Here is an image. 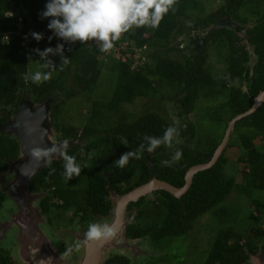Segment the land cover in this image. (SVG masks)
<instances>
[{
  "label": "trees",
  "instance_id": "16d2710c",
  "mask_svg": "<svg viewBox=\"0 0 264 264\" xmlns=\"http://www.w3.org/2000/svg\"><path fill=\"white\" fill-rule=\"evenodd\" d=\"M49 2L0 0V38L2 34H7L6 44L0 45V126H4L9 119V111L4 108L12 106L14 112L22 99V95L17 94L19 89H25L34 102L43 103L50 101L55 91L62 92L64 98L89 94L100 76L103 64L112 74V89L108 97L90 102L83 128L78 134H69L72 141L84 139V142L70 145L64 151L75 157V162L81 166L80 175L72 177L79 179L81 187L74 190L64 187L65 161L62 156L41 166L28 182V189L32 191L40 188L45 190L56 184L53 193L60 201L59 206H74L78 211H89L88 215L106 216L111 209L109 192L119 196L151 178L175 188L181 187L186 170L193 165L204 164L211 158L227 122L248 110L253 99L264 89L262 0H225L226 6L204 17L201 15V6L195 0H177L157 28H131L122 34L107 54L99 51V41H68L59 37L54 29L48 28L53 17H44L43 13ZM239 7L252 9V13L257 15L255 22L246 30V43L252 48L254 56L251 72L246 66V51L235 36L238 26L233 31L224 28L209 30L203 40V47L195 55L186 56L177 45H169L173 36L189 32L180 22V18L185 15L193 11L197 13L191 29L203 30L223 17H230L241 27L246 24V18L237 13L236 8ZM9 12L13 14L11 17L8 16ZM34 32L41 34L42 39H34ZM209 44H215L218 54L224 53L226 70L222 78L216 79L205 66L204 49ZM58 45H62L60 51H57ZM47 48L56 51V75L39 85L33 84L26 71V55L40 59V54ZM172 52H176L178 58L169 56ZM134 55H137L136 59ZM64 59L70 60V63L61 70ZM160 86H167L179 94L177 102L184 115L195 111L193 105L199 98H207V103L209 98L213 100L215 105L212 107L216 111L204 108L200 124L203 118L218 123L219 131L215 136L205 137L199 123L192 124L185 120L173 125V122L155 112H146L131 121L121 114L124 104L147 97ZM50 107L55 114L56 106L50 104ZM109 120H114V123H108ZM100 125L106 129L102 128L99 133ZM170 126L176 127L179 132L173 142L180 140L182 143L176 142L172 149L161 143L149 153V141L144 137L162 139ZM256 134H264V100L254 112L234 123L217 160L209 168L196 172L183 194L174 197L159 190L151 193L153 199L144 204H141L143 198L130 203L127 210L134 207L136 214L125 225L123 235L128 239L146 238L156 246H162L169 240L182 239L196 216L211 210L214 212V208L231 191L242 194L250 190L264 192V153L257 150L252 142ZM141 145L144 147L141 148ZM229 147L240 150L237 161L242 163L239 173L242 182L237 181L233 173H223L227 163L224 152ZM137 150L140 159L130 157L123 169L116 166L122 155ZM177 150L181 151L182 158L171 163ZM16 151L15 140L0 131V169L5 168V160L15 158ZM164 161L171 164L165 165ZM85 164L88 166L85 167ZM46 201L47 197L39 199L38 205L43 212L56 207H47ZM252 205L257 208L261 204L254 199ZM261 215L264 216V208L259 218ZM257 219L253 217L252 223ZM261 235L258 228L251 234L254 237ZM251 236L238 234L231 229L219 230L212 240L204 264H243L245 249L253 252L249 243ZM121 263H125L123 257H113L107 258L102 264Z\"/></svg>",
  "mask_w": 264,
  "mask_h": 264
},
{
  "label": "rangeland",
  "instance_id": "374dc122",
  "mask_svg": "<svg viewBox=\"0 0 264 264\" xmlns=\"http://www.w3.org/2000/svg\"><path fill=\"white\" fill-rule=\"evenodd\" d=\"M195 1L201 6V15L203 17L214 14L220 7L226 6L223 0ZM262 7H264V0H262L260 3V8ZM260 8L258 11H260ZM236 11L237 13L239 12V14L244 15L246 18V24L243 26V30L238 31L235 36L238 39V44L243 46L246 51L248 56L246 66L250 71V67L254 62V56L252 55V48L245 41L244 29L249 28L255 22L257 15L252 13V9H242L239 7L236 8ZM187 15L180 18V22L182 21L185 29L189 30V32H185L179 36H173L169 43L170 46L177 45V48L181 49L183 54L186 56L195 55L203 47V40L205 36H207L210 28H212V26L217 22L222 21L221 25L223 27L220 28L230 31L234 30L235 26L240 25L228 17L217 19L214 23L210 24L203 30L200 28L191 29L195 17H197V13L195 14V11H193ZM6 42L7 39L0 40V45L4 46ZM214 46L215 44H209L204 49L206 56L205 66L207 67L208 71L214 77H216V79H219L221 76L223 77L225 75L226 70L225 63L223 61L224 53L222 52L218 54ZM26 56V71L30 77L36 72H40L42 74L51 73L52 78L55 77V50L48 53L46 56L41 57L40 59H35L32 55ZM169 56L172 58H178V54L176 52L169 53ZM49 62V67H43V65ZM106 67L107 65L103 64L100 76L89 94H76L74 97L68 98H64L62 92L55 91L54 94H52V100H48L46 106L48 110L45 111L44 120L41 122V130H43L42 136L44 137V142L48 145L47 148L51 150V154L40 160V165L48 162L51 159H59L65 149L73 144L71 143L72 141L70 140L69 134H78L83 128L85 118L87 117L88 110L90 108V102L102 101L108 97L109 92L112 89V74L107 70ZM67 87L68 85H66V88ZM17 94L22 95V99H20L18 105L16 106V110L13 112L12 106L4 108V110L9 111V119L7 120L8 124L14 122L18 112H24L25 110V112H33L34 110L40 109L41 106V104L33 101L31 95H28L25 89H19ZM178 98L179 94L174 92L171 88L167 86L156 87L154 92H151L147 97L136 98L132 103L124 104L122 106L121 114L126 115V118L131 121L146 112H155L165 117L170 122H173L174 120H186L192 124H200L202 120L200 118L204 112V108H209V111H216L212 107L215 105L213 104V100L211 101L209 98V102L207 103V98L203 99L201 97L193 105V108H196L195 111H191L189 114L184 115L181 113V109L177 102ZM50 104H54L56 106L55 114L51 112L52 108L50 107ZM109 122L110 120L108 123ZM110 123H114V120H112ZM102 128L106 129L104 126L100 125L98 128L99 133L101 132ZM199 128L206 134L205 137L207 136L210 138V136H215V133L219 131V124L214 123L212 120L203 118V122L200 124ZM6 135L15 140L17 145V154L14 160H5V170L4 172L0 173V193L8 200V202L3 204L2 209L15 208V210L13 209L14 211L9 216L10 221L5 222V224L10 222L8 225H4V223L0 221V237L5 236L4 234H6L8 231L16 232V247L19 248L18 252L21 250L20 247L23 248L24 242H26L27 246L30 244H35L34 239H38V236H41V238L45 240L44 238L47 239L48 236L51 235L54 239H57L59 243L65 242L69 248H72L77 242H80L81 247L78 252L73 251L70 254H65L67 252L65 251V253L58 258L59 264H79L82 258V250L88 225L90 223L101 225L110 223L114 208L113 198H110L109 195L110 201L112 203V210L107 216L89 219L85 222V224H79L76 219H73L69 222L66 221L67 219L65 218L64 214L66 212H63L61 213L62 218H58L55 221L53 220L52 226H48L46 224L49 228H47L45 223L34 224L31 221H27V224L23 225V220L26 219V216L23 214L24 210L19 207L20 204L16 199L19 198V200L24 204V207L29 206V208H34L37 206V202L42 197V194L39 192L35 193L30 191L28 189V182L40 166L37 168L36 164L33 168L27 167L29 149H27L28 147L26 146L23 138L19 137L18 134L13 131L6 133ZM65 141H67L66 148L64 147ZM252 142L257 150L264 153V134H256L252 139ZM175 146L176 142H173L172 147H167L172 149ZM239 151L236 147H229L226 148L224 152L227 163L223 167V173L225 175L232 173L235 174L237 181H240L239 173L242 167V163L237 161ZM14 182L16 186L13 188V192L17 190L18 194L15 193L14 196H12V194L9 193V189ZM247 194H249V196H247ZM143 197H145V200H150L153 198V195L147 194ZM254 199L260 202V207L255 208L252 205ZM263 208L264 192L250 190L249 193L242 194L231 191L229 195L226 196V198L221 202V204L214 208V212L211 210L205 213L203 216H199L192 223L190 230L182 239L167 241L169 249L166 251V254L163 256V258L168 264H201L204 258V253L211 245L215 235L219 230L222 229H231L238 234L251 236L254 229L258 228L262 235L260 237L251 236L249 243L252 246H258V248L264 247V216H261L263 219L259 218ZM1 213L2 212H0V217L4 215ZM134 213L135 210L132 209L129 216H125V224L132 220ZM253 217L258 218L254 223H252ZM5 226H7V229ZM26 235L31 236L32 240L28 239ZM241 242H243V240ZM36 246L41 251V254H43L44 250L49 247L44 246L41 248L39 245ZM16 247H14V249ZM14 249L12 253L14 252ZM11 250L12 249L9 250V253ZM46 251L48 250H45V252ZM12 253L11 255L9 254L11 256L10 258L16 260L14 253ZM151 254V252L147 251L144 240L139 239L129 241L124 239L122 232H119L103 249L101 262H103L109 255H122L128 258L132 264H138L143 260L144 257ZM255 259L253 264H257Z\"/></svg>",
  "mask_w": 264,
  "mask_h": 264
},
{
  "label": "clouds",
  "instance_id": "9594fccd",
  "mask_svg": "<svg viewBox=\"0 0 264 264\" xmlns=\"http://www.w3.org/2000/svg\"><path fill=\"white\" fill-rule=\"evenodd\" d=\"M177 3V0H50L46 5L47 10L43 13L44 17H53L48 24V28L54 29L55 33L68 41H80L86 43L88 41H99V51L102 53L110 52L116 41H118L122 34L128 32L131 28L149 27L157 28L161 20L169 9ZM13 14L8 13L11 17ZM62 18V20L60 19ZM7 34H2V37ZM34 39L39 41L42 35L39 33H32ZM51 39V37H49ZM62 45L57 46V51H60ZM53 49L47 48L40 55L46 56L52 52ZM70 60L64 59L62 61L61 70L63 66L68 65ZM50 62L43 65L49 67ZM52 78L51 73L42 74L36 72L31 76L33 84H41L49 81ZM27 80L28 77L26 76ZM179 120H174L173 125H178ZM179 136L176 127H168L162 139L145 136L144 139L149 141L147 151L153 152L161 143L168 147H172L174 137ZM177 143L182 141L177 140ZM64 147H67V141L64 142ZM144 146L141 145V148ZM51 150L42 151L35 149L32 155L39 158L42 154L48 156ZM130 157L140 159L139 150L135 152H127L121 156L116 162V166L123 169L128 165ZM64 164V177L70 179L74 175L79 176L81 166L75 162V157L62 153ZM182 158V153L177 150L171 159V163H176ZM47 163V162H46ZM165 165H170L168 161L163 162ZM88 165L85 164V167ZM117 233V228L110 224H96L90 223L85 234V242H100L107 241L113 238ZM81 247L80 242H77L74 248H69L65 254H70L73 251H79Z\"/></svg>",
  "mask_w": 264,
  "mask_h": 264
},
{
  "label": "water",
  "instance_id": "95a60500",
  "mask_svg": "<svg viewBox=\"0 0 264 264\" xmlns=\"http://www.w3.org/2000/svg\"><path fill=\"white\" fill-rule=\"evenodd\" d=\"M221 24H222V21L217 22L216 24L212 26V28H210V30L223 27ZM249 72H251V67H250ZM263 100H264V89L261 92H259L257 96L253 99L252 105L248 110L235 115L227 122L226 127L223 132V136L219 144L217 145V147L214 149L211 158L204 164L193 165L189 167L184 174V182L181 187L175 188L165 183L164 181H159L155 178H151L147 182L131 189L130 191L120 196H116L114 193L109 192L110 198H113L114 200L112 220L110 221L109 224L116 226L117 233L119 232L123 233L125 205L130 202H135L140 197H143L147 194H151L153 191H159V190L164 191L174 197H178L181 194H183L184 191L188 188L192 176L198 171L209 168L217 160L218 156L221 154L222 150L224 149L228 141V138H229V135L233 128L234 123L240 120L241 118H244L245 116L254 112L260 106ZM47 102L48 101L39 103L41 104L40 109L34 110L33 112H30V111L25 112L26 110L24 112H21V111L18 112V115L15 118L14 122H12L11 124L6 123L4 126H0V131H2L4 134L10 133L13 131V132H16L19 137L23 138L26 146L28 147L27 149H29V152H28L29 158L27 160L28 162L27 167L29 168H33L36 164H37V168L39 166L40 167L43 166L45 163L40 165V160L47 157L42 154L39 158H37L32 155L33 150L35 149H39L42 151L49 150V148H47L48 145L44 142L45 140H44V137L42 136L43 130H41V122L44 120V113L46 110H48V108L46 107ZM19 110H20V107H19ZM50 154H51V151L49 152V155ZM15 186L16 185L14 182L13 185H11L9 189V193L12 194V196H14L15 193L18 194L17 190L13 192V188H15ZM16 200L20 204L19 207H21L24 210L23 214L26 216L25 217L26 219L23 220V225L27 224V221H31L34 224L44 223V220H43L44 218H42L41 215L39 214L38 206L34 208L33 207L29 208V206L24 207V204L22 203V201L19 200V198H17ZM113 238H110L107 241H100V242H92V243L84 242V246L82 250V258L79 264H100V263L102 264L101 261H102L103 249L113 240ZM38 240L41 241L43 239L41 238V236H38ZM46 241L47 239H45L43 242H46Z\"/></svg>",
  "mask_w": 264,
  "mask_h": 264
},
{
  "label": "flooded vegetation",
  "instance_id": "af4514ba",
  "mask_svg": "<svg viewBox=\"0 0 264 264\" xmlns=\"http://www.w3.org/2000/svg\"><path fill=\"white\" fill-rule=\"evenodd\" d=\"M223 1H225V0H223ZM223 18H228V17H223ZM219 19H221V18H219ZM243 26H245V24H243L241 27L238 26L239 29L235 32V35L237 34L238 31L243 30ZM247 29L248 28L244 29L245 30L244 31L245 41L247 39V34H246V30ZM8 118H9V116H8ZM70 140L72 141L71 138H70ZM83 142H84V139H82V140L76 139V140L72 141L71 143H73V144L80 143L81 144ZM16 154H17V151H16ZM16 154H15V158H16ZM61 156L59 157V159L61 158ZM4 170H5V168L4 169H0V173L4 172ZM81 184L82 183L79 181L78 178H70V179H67V180L64 181V187L68 188V189H71V190L80 188ZM55 185L56 184H52V185H50L48 187V189H45V190L40 188L38 191H33L35 193L36 192L41 193L42 194L41 198L47 197V201H46V206L47 207L56 206L55 208H49V210L43 212L41 210V207H39L40 205H38L39 204V202H38L37 206L39 208V214L41 215L42 218H44L45 225L47 224L48 226H52L53 225V220L55 221L58 218H62L61 213H63V212H66V213H64L65 214V218L67 219L66 221L69 222V221H71L73 219H76L79 224H85L86 221H88L89 219H92V218L96 219V218L105 217V216H102V215H90V214L88 215L89 211H86V212L85 211H83V212L82 211H78V210H76V208L74 206H68V207L59 206L60 201H57V198L54 196V193H53ZM30 191H32V190H30ZM153 192H155V191H153ZM151 195H153V194H151ZM140 198H143V201H142L141 204H144L147 201H150V200L153 199L152 198L150 200H145V197H140ZM139 199H137L136 201H138ZM6 202H8V200L6 199V197L4 195H2V198L0 199V212H2L4 215L0 217V221L3 222L4 225H8L10 223L9 222V223L5 224V222L10 221L9 220V216L15 210V208H13L14 210L13 209H8V208L2 209L3 204H5ZM130 203H134V202H130ZM130 203H127L125 205L124 218H125V216L128 217L130 212L132 211V209H134L135 213H134V215L132 217V219H133L135 214H136V209L134 207H132V208H129L127 210V207H128V205ZM111 210H112V203H111V209L106 213V216L110 213ZM86 213H87V215H86ZM203 215L204 214H202L200 216H203ZM261 216H263V215H261ZM198 217L199 216H196V218L191 221L190 228H191L192 223ZM260 218L263 219L262 217H260ZM128 223H126V224H128ZM126 224L124 223V227H125ZM48 226H47V228H49ZM5 228L7 229V226H5ZM4 235L5 236H1L0 237V264H3V262H6L7 264H59V259L58 258L62 254H64L65 251H68V249H69V247L65 244V242L59 243V241L57 239H54L51 235H49L46 242H43L44 240H42V242H41L38 239H34V243L35 244H33V245L30 244L28 246L26 245V242H24L23 248L20 247L21 250H19V252H18L19 248L16 247V244H17L16 243V237H17L16 232H9L8 231ZM45 236H47V235H45ZM26 237L28 239L32 240L31 236L26 235ZM49 237L51 239H53V240H51ZM123 237H124V239L129 240V241H134V240H139V239L144 240V243L146 245L147 251L152 253L151 255H147L146 257H144L143 260L140 263H138V264H168V263H166L165 259L163 258V256L166 254V251L169 249L168 243H164V245H162V246H159V245L156 246L155 244L149 242L146 238L128 239L124 235H123ZM172 240H175V239H172ZM53 241H54V243H53ZM36 245L41 246V248H43L44 246H49L47 249H45V250H48V251L45 252V250H44V253L41 254V251L37 248ZM210 246L207 248L206 252L204 253V258H203V261H202L201 264H204V261H205V259L207 257V252L210 249ZM14 247H16V248L14 249ZM72 248H74V246ZM251 248L253 250L252 253H250L249 251H247L245 249L246 258H245L243 264H253L255 258H256L255 261L257 262V264H264V247H259L258 248V246L255 245V246H251ZM8 249L9 250L12 249L10 253H9ZM13 249H14L13 253H14V256L16 257V260H13L12 258H10L11 257L10 255H11ZM113 257H119V258L123 257L125 263H121V264H132V262H130L128 258H126L125 256H122V255H109L107 258L111 259ZM214 264H218V263H214Z\"/></svg>",
  "mask_w": 264,
  "mask_h": 264
},
{
  "label": "built area",
  "instance_id": "2783aa9c",
  "mask_svg": "<svg viewBox=\"0 0 264 264\" xmlns=\"http://www.w3.org/2000/svg\"><path fill=\"white\" fill-rule=\"evenodd\" d=\"M5 37H6V35H4L3 37H2V39H5ZM6 40V39H5ZM134 58L136 59L137 58V55H134Z\"/></svg>",
  "mask_w": 264,
  "mask_h": 264
}]
</instances>
